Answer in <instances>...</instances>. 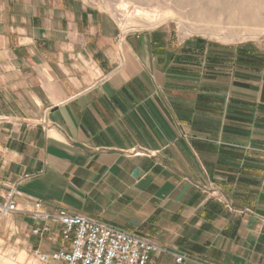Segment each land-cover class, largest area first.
Returning a JSON list of instances; mask_svg holds the SVG:
<instances>
[{"label": "crops", "instance_id": "crops-1", "mask_svg": "<svg viewBox=\"0 0 264 264\" xmlns=\"http://www.w3.org/2000/svg\"><path fill=\"white\" fill-rule=\"evenodd\" d=\"M121 34L98 0H0V202L143 236L148 264H264V51ZM43 223L0 213V264H50Z\"/></svg>", "mask_w": 264, "mask_h": 264}, {"label": "rangeland", "instance_id": "rangeland-1", "mask_svg": "<svg viewBox=\"0 0 264 264\" xmlns=\"http://www.w3.org/2000/svg\"><path fill=\"white\" fill-rule=\"evenodd\" d=\"M98 2L119 24L122 39L125 32L143 38L148 32L161 30L169 42L202 38L232 46L253 43L264 51V0Z\"/></svg>", "mask_w": 264, "mask_h": 264}, {"label": "built area", "instance_id": "built-area-1", "mask_svg": "<svg viewBox=\"0 0 264 264\" xmlns=\"http://www.w3.org/2000/svg\"><path fill=\"white\" fill-rule=\"evenodd\" d=\"M24 174L22 179L28 178ZM17 190L9 186L0 202V213L22 211L32 217L36 223L44 220L42 225L36 224L32 232L39 234L51 232V222L59 224L62 239L60 247L53 252L35 251L42 263L50 264H148L153 252L162 250L154 241L143 236L126 232L104 222L88 218L82 214H71L58 209L54 214L41 212L42 201L31 199V208L20 209L14 199ZM184 258L179 254L176 262Z\"/></svg>", "mask_w": 264, "mask_h": 264}]
</instances>
